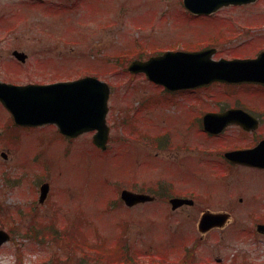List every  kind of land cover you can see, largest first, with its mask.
I'll return each instance as SVG.
<instances>
[{"label": "rangeland", "instance_id": "374dc122", "mask_svg": "<svg viewBox=\"0 0 264 264\" xmlns=\"http://www.w3.org/2000/svg\"><path fill=\"white\" fill-rule=\"evenodd\" d=\"M73 4L76 8L68 12L44 7L0 11V18L7 15L0 20L1 45L28 55L25 72L9 71L6 78L52 82L91 74L106 81L111 87L108 146L103 151L96 148L92 132L69 139L53 124L16 125L0 105V213L2 208L12 211L10 222L17 230L0 247V264H17L18 255L22 264H104L83 255L77 241L83 234L89 241L99 236L108 243L121 237L118 244L125 246L127 241L132 250L140 251L136 264H178L190 248L181 244L185 235L194 231L197 236L198 218L190 219V210L171 211L166 203L127 208L119 193L126 187L147 191L145 186L160 181L173 183L175 192L194 186L195 181L184 180L178 171L191 166L187 150L194 149V139L204 136L196 124L199 112L185 107L191 102L203 108L229 103L231 95L225 98L223 92L232 89L213 84L200 92V99L187 94L183 98L187 104L179 107L162 87L154 86L142 73L130 74L126 66L135 58L193 44L195 48L217 44L215 58L254 55L264 49V0L226 6L211 14H191L182 0H74ZM242 96H248L246 89ZM133 114L137 116L134 132ZM240 174L239 184L245 182L247 192L262 198L264 177ZM204 176L202 181L212 178L209 173ZM45 181L49 192L39 203V185ZM134 181L138 184L131 187ZM208 189L214 199L229 190L223 181ZM241 209L234 211L239 214ZM35 218H56L57 239L41 242L25 236L22 230ZM234 218L204 236L193 264H233L234 259L243 263L244 258L246 264H264V234L255 229L259 221ZM203 257L208 259L202 261Z\"/></svg>", "mask_w": 264, "mask_h": 264}, {"label": "water", "instance_id": "95a60500", "mask_svg": "<svg viewBox=\"0 0 264 264\" xmlns=\"http://www.w3.org/2000/svg\"><path fill=\"white\" fill-rule=\"evenodd\" d=\"M253 0H183L185 7L194 13L209 14L228 4H241ZM213 48L195 51H165L146 60H133L128 65L131 73L144 72L157 84L175 90L191 88L212 81H258L264 82V50L255 58H235L231 60L211 59ZM24 61L26 54L14 51ZM109 85L94 77L84 76L69 81L49 84L14 85L0 82V101L12 113L16 124L41 125L55 123L60 132L70 137L95 131L92 142L105 149L109 127L106 124ZM245 117L249 115L240 109H229L222 113H206L203 126L206 131L218 132L233 121L248 127ZM4 155V154H3ZM232 160L264 167V140L256 147L226 153ZM48 183L40 186L39 200L42 202L48 192ZM121 198L126 205L150 201L152 196L123 189ZM180 199H172L175 207ZM225 217L206 212L198 227L206 231L213 226H221ZM264 233V223L256 226ZM10 235L0 228V245L7 242Z\"/></svg>", "mask_w": 264, "mask_h": 264}, {"label": "flooded vegetation", "instance_id": "af4514ba", "mask_svg": "<svg viewBox=\"0 0 264 264\" xmlns=\"http://www.w3.org/2000/svg\"><path fill=\"white\" fill-rule=\"evenodd\" d=\"M73 1L74 0H1L0 11L1 13L9 12V8L14 7L16 8V12H25L27 8H46L50 12H68L74 10L77 6L73 4ZM2 17H7V15H4ZM2 17L0 18V20L5 21V18ZM1 40L2 39L0 38V41ZM2 43L3 42H0V82L12 83L16 85H25L28 83H49L31 80L23 81L21 80V78H19L20 76L14 77L12 79L6 78L9 77L8 73H12L9 71H13L16 75L17 73L19 74L23 70L25 72L27 59L22 61L14 55V51H20L21 49H11L9 46L3 47L1 45ZM205 47L215 48L214 52L211 55V58L214 60H230L234 58L256 56V54H236L231 55L229 57L218 56L217 58H215V55L217 54L216 51H218L217 44L207 43L205 44ZM213 84L220 86L222 85L224 87H229L232 89L231 91L223 92L225 98H228L226 95H231L230 98L232 99L228 98L230 99L229 103L222 102L223 105L221 106L203 108L201 104H198L197 102H191L192 105L189 104L185 107V109H189V112H199V116L196 119V124L197 126H199V130L204 137H201L197 132V136L199 135V140L194 139V149L187 150V158L192 159V161L189 162L191 166L183 170V172H178L180 173V175H182V177H184V180L189 178L192 179V181H195V185H186V187L180 188L179 192H175L172 188V186L175 187L173 183L169 181H160L157 184L153 183L148 184V186H145L148 189L147 191H144L143 189H130L128 187L122 188L120 190V193L123 189H128L138 193H146L153 197V199L150 201L137 203L127 208L136 207L142 204L155 205L157 203H166L171 211L190 210L187 216L190 219L198 218L195 229L197 236L194 235V231L193 233H187L185 235V239L181 243L182 245L186 244L190 246V248L185 249V252L178 260V262L182 264H193V261H196L195 253L197 252L198 248L201 247L200 242L204 239V236L217 228H221L213 227L207 229L206 231H201L198 228V221L204 213L209 212L212 214H221L225 217L226 223L228 222L229 218H231V220L236 219L234 218L236 215H240L241 218L244 220H246V218H252L259 221L258 223L264 222V194L262 195V198H260V195L256 196L253 191H246L245 182L244 186L239 184L242 181L240 172H243L245 174L246 172L260 174L262 177H264V167L248 165L243 162L232 160L230 157L226 156V153L230 151H240L254 148L264 140V82L249 80L214 81L188 89L171 90L165 89L162 86H160L162 88H159L165 92V94L169 97L170 101H172L173 104H177L175 102H178L179 104L177 105L181 107L182 104H187V99L183 100L184 97L187 98V94L192 95L193 93L200 99V92H202L203 89H206V87H210ZM243 89H246V91L248 92L247 97L242 96ZM195 100L196 98H193V101ZM0 104L2 103L0 102ZM229 109H240L246 114H248L249 118L245 117V121H247L249 124L248 127H244L243 125L238 123L239 121H233L232 123H229L224 126L218 132H209L204 129V114L222 113ZM136 120L137 116L133 114L130 118V126L132 128V132L136 131L137 129L135 125ZM122 123L127 124L126 121H123ZM137 136L138 134L135 135V137ZM184 155L185 153L183 154V156ZM207 173H209L210 177L212 178L205 179L202 181V178H205L204 175ZM191 176H193V178H191ZM234 178L237 179L236 184H230V180L234 181ZM222 181L227 183L229 190L224 196L217 197V199H214L212 197V190L208 188L210 186L215 185V183H219ZM202 183L205 184L204 187H202ZM134 184H138V182L134 181L131 187H136L134 186ZM172 199H180L181 202L175 207H173L171 203ZM236 207L242 208L239 214L235 213L234 211ZM133 252L135 251L132 250L131 253ZM207 259L208 257H203L202 261H206ZM216 260L219 263L222 262V258H216ZM236 260L237 259H234L233 264H246V258H244L245 261L243 263H236Z\"/></svg>", "mask_w": 264, "mask_h": 264}, {"label": "trees", "instance_id": "16d2710c", "mask_svg": "<svg viewBox=\"0 0 264 264\" xmlns=\"http://www.w3.org/2000/svg\"><path fill=\"white\" fill-rule=\"evenodd\" d=\"M8 217H1L0 216V225L1 226H8L9 230H13V225H10L9 220H7ZM35 222L40 224V227H38ZM54 221L49 220L47 222H44L42 220L34 219L31 221V224H29L25 231V235L33 240L43 241L45 238L50 239H57V234H55V230L53 229ZM71 237H75L74 235ZM98 237V238H97ZM93 239V241H89L87 239V236H83L82 239V249H83V255H90L91 258L94 261H100L104 264H136L138 260H135L127 249H122L120 245L117 243H108L107 239L100 238L97 236ZM84 240V241H83ZM79 243L80 241L77 240ZM106 244L112 245L107 246ZM137 254H141L140 251L137 250ZM164 261V260H163ZM19 263H21L19 259ZM182 264V263H179Z\"/></svg>", "mask_w": 264, "mask_h": 264}]
</instances>
